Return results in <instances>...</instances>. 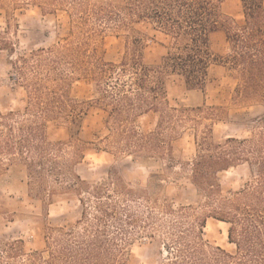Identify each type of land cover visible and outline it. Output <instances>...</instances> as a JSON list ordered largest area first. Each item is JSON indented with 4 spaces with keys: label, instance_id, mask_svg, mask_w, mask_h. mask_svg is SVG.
Here are the masks:
<instances>
[{
    "label": "trees",
    "instance_id": "16d2710c",
    "mask_svg": "<svg viewBox=\"0 0 264 264\" xmlns=\"http://www.w3.org/2000/svg\"><path fill=\"white\" fill-rule=\"evenodd\" d=\"M223 0H0L7 49L15 12L36 5L46 13L65 11V37L19 53L10 62L13 80L26 94L22 109L0 113V156L26 170L27 186L46 205L74 196L80 208L72 227L45 231L44 247L26 252L21 240L0 244V264H128L133 242L159 244L157 264H264V0H240V19L223 11ZM166 38L158 63L143 59L141 30ZM124 40L117 62L105 59L102 37ZM223 44L219 52L212 43ZM218 64L234 81L227 101L172 106L166 79L174 75L188 90H203L208 68ZM87 79L92 97L82 100L76 85ZM94 105L105 113L99 148L116 162L126 157L153 160L161 173L144 184L111 165L105 177L84 180L77 166L84 157L81 124ZM152 117L148 127L143 123ZM67 127L69 137L46 134V124ZM249 125V136H221L215 125ZM192 130L194 156L186 159L176 142ZM244 166L247 179L223 194L217 174ZM187 175L198 201L177 202L162 184ZM227 225L230 253L207 244L206 220Z\"/></svg>",
    "mask_w": 264,
    "mask_h": 264
},
{
    "label": "rangeland",
    "instance_id": "374dc122",
    "mask_svg": "<svg viewBox=\"0 0 264 264\" xmlns=\"http://www.w3.org/2000/svg\"><path fill=\"white\" fill-rule=\"evenodd\" d=\"M223 11L240 19V0H223ZM18 27L10 25L7 45L9 48L0 49V113L22 109L26 94L13 80L14 73L10 62L19 53L27 54L31 48L45 46L57 39L65 37L69 30V17L65 11L57 10L52 13L42 11L36 5H29L25 9L15 12ZM5 28L3 13H0V31ZM144 43L143 59L146 63H158L165 52L163 46L166 38L150 27L141 30ZM106 47L105 59L117 62L123 53L124 40L122 37L107 35L101 39ZM222 42L214 41L212 51L219 52ZM229 73L218 64L212 63L208 68L207 78L203 90H188L181 78L169 75L166 79V98L172 106H196L206 103L212 105L222 103L230 98L234 81ZM77 96L82 100L92 97V85L87 79H80L76 85ZM247 117L264 114L263 108H248ZM105 113L91 105L84 117L80 137L84 141V157L77 166V172L84 180H97L105 177L111 165L128 171L136 184H144L148 175L161 173L157 162L145 159L126 157L116 162L113 155L101 150L98 138L105 131ZM152 121L149 115L143 119L146 127ZM2 127L0 126V131ZM221 136L235 134L249 136V125L235 126L226 123L215 125ZM46 134L55 139L69 137L67 127L59 126L55 122H48ZM186 159L194 156L195 147L192 140V130L185 131L176 142ZM244 166L231 168L217 174L223 194H230L239 189L247 179ZM165 192L179 202L195 204L198 196L194 187L187 179V175L169 176L162 181ZM80 208L74 196L46 205L44 196L35 195L27 186L26 170L23 165L15 163L9 156H0V244L13 240H21V246L26 252L41 249L45 244L47 227H72L79 218ZM210 225V226H209ZM227 225L213 218H208L203 230V241L207 244L220 246L233 253L234 245L229 243L225 235ZM160 257L159 244L145 237L136 239L129 247L128 264H157Z\"/></svg>",
    "mask_w": 264,
    "mask_h": 264
},
{
    "label": "bare ground",
    "instance_id": "6f19581e",
    "mask_svg": "<svg viewBox=\"0 0 264 264\" xmlns=\"http://www.w3.org/2000/svg\"><path fill=\"white\" fill-rule=\"evenodd\" d=\"M210 226V225H209ZM225 235H226V237H227V230L225 231Z\"/></svg>",
    "mask_w": 264,
    "mask_h": 264
},
{
    "label": "crops",
    "instance_id": "0c3cea01",
    "mask_svg": "<svg viewBox=\"0 0 264 264\" xmlns=\"http://www.w3.org/2000/svg\"><path fill=\"white\" fill-rule=\"evenodd\" d=\"M229 135V134H228Z\"/></svg>",
    "mask_w": 264,
    "mask_h": 264
}]
</instances>
